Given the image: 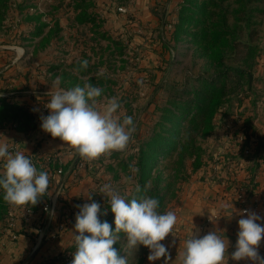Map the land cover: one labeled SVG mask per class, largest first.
<instances>
[{
	"label": "rangeland",
	"instance_id": "374dc122",
	"mask_svg": "<svg viewBox=\"0 0 264 264\" xmlns=\"http://www.w3.org/2000/svg\"><path fill=\"white\" fill-rule=\"evenodd\" d=\"M85 83L103 89L98 107L116 98L115 117L131 116L135 128L124 152L92 160L78 154L77 163L62 166L101 165L104 175L94 182L117 184L129 202L157 198L159 212H175L173 231L161 243L169 247L168 264H181L189 225L202 223L208 194L223 195L219 211H234L228 208L234 200L215 193L224 189L212 181L242 150L238 139L253 134V148L264 154V0H0V139L32 136L48 115L50 93ZM17 144L9 151L17 152ZM32 162L48 174L49 188L35 206L8 204L0 188V264L6 236L23 233L21 222H38L37 238L44 237V217L55 209L48 198L55 171ZM99 204L107 211L101 221L114 230L108 198ZM66 209L58 207V228L69 224L63 218L74 207ZM118 236L114 247L128 264H164L163 257L149 262V249L128 248L124 233ZM75 251L73 244L64 261L60 255L37 264H71ZM28 260L18 264H33Z\"/></svg>",
	"mask_w": 264,
	"mask_h": 264
},
{
	"label": "clouds",
	"instance_id": "9594fccd",
	"mask_svg": "<svg viewBox=\"0 0 264 264\" xmlns=\"http://www.w3.org/2000/svg\"><path fill=\"white\" fill-rule=\"evenodd\" d=\"M87 68L88 61L80 62ZM57 77V83L59 82ZM103 89L85 83L71 89L57 88L50 93L45 105L48 115L40 117L41 129L53 138H59L70 145L86 159L92 160L110 151L123 150L130 141L135 125L131 116L123 120L115 117L120 107L116 98L97 106ZM0 160L4 173L0 176L3 199L11 205H37L49 188L46 172L38 171L32 160L22 152H10L6 144H0ZM140 191L139 186L136 189ZM100 192L108 198L110 211L114 215L112 225L101 221V205L88 202L76 205L75 244L71 264H128L127 256H121L114 245L119 233H124L128 248L138 249L143 245L149 249V262L164 258V264L171 260L169 247L164 243L172 233L177 217L175 212L161 213L157 198L142 196L126 201L110 184H104ZM91 201V196L87 198ZM47 210V209H46ZM239 231L234 250L230 253L233 261L250 260L253 264H264L259 246L264 239V217L244 210L238 220ZM229 247L215 231L206 235H192L185 242L181 264H222Z\"/></svg>",
	"mask_w": 264,
	"mask_h": 264
},
{
	"label": "crops",
	"instance_id": "0c3cea01",
	"mask_svg": "<svg viewBox=\"0 0 264 264\" xmlns=\"http://www.w3.org/2000/svg\"><path fill=\"white\" fill-rule=\"evenodd\" d=\"M16 135L10 134L4 138L2 137L3 139H0V144H6L9 147L12 144L15 145V143H18L17 149L19 152H22L25 156H29L32 160L40 159L47 167H53L56 183L55 185H51L48 198L49 203L51 206L55 207V209L53 212L50 210L44 217V237L37 238L38 231L41 228L40 226V228L37 226L38 222H35V225H31V223L28 222L25 224L21 222L20 228L18 227V229L22 228L21 230L24 231L23 233L16 234V232H13L12 234H9V236H6L9 248L2 253L3 260L1 264H18V259L24 256L29 257L28 261L33 260V264H37L41 259L44 260L48 257L55 258L65 254V252L75 244V229L73 228L75 224V214L78 212L76 205H82L92 201L97 203L101 202V199H103L104 196L100 192L99 186L105 184V182H103V184L96 183L94 182V179H97V177L102 175L105 168L101 169L99 168L101 165H99L94 169L95 166L93 167L90 165V168L87 170L82 167L83 163H81L80 167L78 165L73 168V163L70 165L69 169H67L66 166L64 168L62 165H67L73 161L75 162V159L77 160L78 153L75 152V149L70 145L62 142L59 138L51 137L50 134L44 132L41 128L38 132L32 134V136H23L21 138V136ZM125 149L126 147L119 151L124 152ZM71 151L76 153V155L73 156L74 154L70 153ZM262 158L264 159V154L262 155ZM58 162H61L60 166H62L64 170V174L62 175L57 171L59 167L56 166V163ZM108 184H110L117 192H121L122 189L120 186H117V184H113L112 182ZM258 191L264 192V175L256 192ZM216 192H223V190L219 191L217 188V190H215V193ZM123 195L125 196L124 190ZM89 196H91V201L87 199ZM218 197L223 198V195L221 193L219 195L208 194L206 197L209 204L208 211L201 224L196 223L194 220L191 222L193 225H189V233L192 234L194 231L196 235L203 236L210 231H215L216 234L225 241L226 245H228L229 242V247L225 253L222 264H253L250 260L233 261L231 259L230 253L234 250L237 240V233L239 231L238 220L241 218V211L239 207L235 206V203L234 206H228V208H233V213L229 212L224 214L219 211V209L215 207V205L219 204V201H221ZM216 201L218 203H216ZM60 206L67 207L66 211L68 210V207H74L73 213L68 212L67 215L64 216V221L69 222V224H63V229H61L62 225L59 228L56 225L57 220L59 219L58 207ZM26 217L30 218L31 216L28 217L26 215ZM213 217L222 220L218 222L213 220V222L207 226V220H210ZM33 226H35V228H33ZM55 231L58 232L57 236L54 234ZM13 235L17 236L16 240L13 239ZM36 239L38 240V248L34 245ZM32 250H35L33 254L31 253ZM259 253L264 257V239H262L260 243ZM64 256L65 255H62L63 261L64 259H67Z\"/></svg>",
	"mask_w": 264,
	"mask_h": 264
},
{
	"label": "built area",
	"instance_id": "2783aa9c",
	"mask_svg": "<svg viewBox=\"0 0 264 264\" xmlns=\"http://www.w3.org/2000/svg\"><path fill=\"white\" fill-rule=\"evenodd\" d=\"M120 11H124V9L121 8ZM247 136L249 137L245 139V142L244 136L238 139L237 143H242L241 147H239L242 150H235L234 158L231 159H234V161L229 164V168H224L223 170L221 167L218 172L219 175L212 182L217 181L216 184L228 193L236 206L239 207L241 213L244 210H249L264 217V192H256L264 175L263 154L260 155L253 148V146L255 147L254 144L258 143L256 136L253 134H248ZM226 170H228V175L225 174ZM59 173H62V171H59ZM25 212L28 217L33 215V210L31 209H26ZM213 220H216V217L207 220L206 225L208 226ZM63 228L64 226L62 225L61 229ZM13 239L16 240L17 236L13 235Z\"/></svg>",
	"mask_w": 264,
	"mask_h": 264
},
{
	"label": "water",
	"instance_id": "95a60500",
	"mask_svg": "<svg viewBox=\"0 0 264 264\" xmlns=\"http://www.w3.org/2000/svg\"><path fill=\"white\" fill-rule=\"evenodd\" d=\"M77 162H78V160L76 161V163H77ZM75 165H76V164H75ZM74 167H75V166H74ZM74 167H73V168H74Z\"/></svg>",
	"mask_w": 264,
	"mask_h": 264
}]
</instances>
